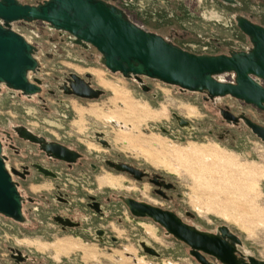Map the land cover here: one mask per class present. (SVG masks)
I'll list each match as a JSON object with an SVG mask.
<instances>
[{
  "label": "rangeland",
  "instance_id": "374dc122",
  "mask_svg": "<svg viewBox=\"0 0 264 264\" xmlns=\"http://www.w3.org/2000/svg\"><path fill=\"white\" fill-rule=\"evenodd\" d=\"M158 4L168 9L165 2L153 0L146 6L150 15L157 16ZM191 6L198 10L194 3ZM259 10L264 13V7ZM137 18L134 20L139 23ZM186 21L187 28L201 35H224L222 28L213 27L208 20L193 19L189 24ZM14 30L40 48L42 54L38 59L45 90L54 89L56 81L72 71L79 75L91 74L93 84L103 89L104 95L97 101H85L57 91L55 95L45 92L43 100L37 97L29 100L2 88L0 128L23 124L51 139L75 144L90 141L87 135L93 131H104L115 156L162 173L176 185L171 201L159 200L165 208L175 209L181 215L184 211L190 212L193 214L191 222L203 230L212 231L221 224L228 226L240 238L241 251L264 258V143L243 127L230 128L234 139H215L203 132L196 133L200 140L190 139V129L178 126L175 115L191 123L196 130L210 127L208 119H214L216 112L201 94L182 92L142 77L151 88L144 92L136 81L110 73L80 49L53 46L50 38H54V33L41 22L16 23ZM185 47L198 53L212 49L193 44ZM114 90L120 95L119 99H114ZM217 103L231 106L234 112L244 110L264 125V115L249 105L230 97L217 99ZM111 120L119 124L115 126ZM4 154L7 162V152ZM110 154L113 153L110 151ZM128 181L131 183L123 184L132 186L133 181ZM116 185H120V181L117 180ZM19 189L23 193L22 187ZM150 191L151 186L144 183L132 194L148 200L153 198ZM116 192L129 193L120 188ZM121 211L125 213L117 204L112 225L118 239L115 245L92 239L91 227L87 228L89 244L86 245L76 239H58L61 229L47 218L40 228H27L0 215V264H13L8 247L21 248L28 253L30 259L24 264L65 261L76 264H199L189 255V248L167 235L163 228L150 220L144 221L143 227L139 226L128 216L120 221ZM46 240L55 242L41 243ZM141 242L155 248L159 255L143 253Z\"/></svg>",
  "mask_w": 264,
  "mask_h": 264
},
{
  "label": "flooded vegetation",
  "instance_id": "af4514ba",
  "mask_svg": "<svg viewBox=\"0 0 264 264\" xmlns=\"http://www.w3.org/2000/svg\"><path fill=\"white\" fill-rule=\"evenodd\" d=\"M19 1L28 5H36L43 0ZM104 1L114 4L133 20L138 17L140 19L137 18L140 21L139 24L149 31L169 39L175 45L195 54L227 55L230 51L246 52L250 49L252 44L237 25V19L244 25L264 27V13L259 10H263L264 0H161L163 3L165 2L168 9L158 4L160 11L157 16L150 15L146 10L148 3L153 2V0ZM191 3H194L198 10L193 9ZM207 7L209 9L205 10ZM164 12L165 14H162ZM193 19L195 21H201V19L210 21L213 27L219 26V28H222L224 35L221 36V34L217 35L215 33L205 36L194 32L187 28L184 23L187 20L186 23L189 24ZM20 23L32 25L38 22L23 21ZM14 24L16 23H13V29ZM43 24L47 30L54 33V38H50L53 46L58 44L76 47L87 53L89 59L95 58L100 64L98 52L94 47L90 46L88 49H83L68 41V33L48 29L45 23ZM192 44L202 45L205 49L209 46L212 49L198 53L185 47V45L190 47ZM35 47L38 51V57H40L41 50L38 46ZM41 68L42 65L40 64L37 79L40 81L42 91L31 98L15 91L18 95L29 100L36 97L43 100L45 92L49 95H55L58 91L65 96H72L85 101H97L104 95V90L93 84L91 74L79 75L72 71L62 75L56 81L54 89L45 90L41 78ZM224 78L226 81L233 80L230 73L226 74ZM260 83L264 87V83ZM141 84L142 86L137 83L142 91L149 92L151 90L142 77ZM74 91L82 93L83 96H77L73 93ZM199 94L202 95L204 101L210 102L216 114L214 119H208L210 127L207 128L201 127V129L196 130L191 123H188L186 126L190 129L189 132L192 133L189 135L190 139L200 140L196 133L202 132L215 139L224 140L226 137L234 139L235 137L230 134V128L243 127L264 143L253 132L248 123L264 128L263 124L253 119L244 110L234 112L231 106L217 103V99L226 97L209 98L207 94ZM232 99L249 105L264 115V109H258L252 104L245 103L237 98ZM175 121L179 126V120L175 119ZM111 122L116 121L111 120ZM87 137L90 141H81L75 144L51 139L23 124H13L6 129L0 128V140L4 151L7 152V163L12 170L13 180L18 187H22L23 193L21 194L24 197L22 211L25 221L12 220L13 223L27 228H40L44 218H47L61 229L62 233L58 239H76L86 245L89 244L86 236V233H89L87 228L91 227L92 239L115 245L118 239L112 225L116 219L117 204L126 213L125 216V213L121 211L120 221L131 217L136 220V224L142 227L146 225L143 223L144 221L150 220L155 223L150 218L133 214L129 204L142 202L172 213L181 223L196 228L200 232L213 235L221 234L219 228L224 224L216 226L212 231L203 230L191 222L190 219L193 218V214L190 212L184 211V214L181 215L177 210L163 206L160 201H171V192L177 190L176 185L167 176L147 167H139L133 161L115 156L111 142L104 131H93ZM110 151L113 154H110ZM117 180L120 181V185H116ZM128 180L133 181L132 186L123 184V182L131 183ZM144 183L151 186L149 194L153 198L141 199L132 194V191L143 187ZM117 188L124 189L129 193H117ZM157 225L162 228L159 224ZM229 231L237 237L238 242H233L226 236L223 237L227 244H232L234 247L230 255L224 259H219L202 251H196L207 262L206 264H264V258H257L241 251L242 242L240 238L230 229ZM53 242L55 241L46 240L41 243L51 244ZM181 243L185 244L184 242ZM140 244L143 253L154 256L159 255L155 248L148 246L145 242ZM185 245L189 248V255L198 262L196 257L190 253L192 248L187 244ZM8 250L9 258L13 261V264H24L30 259L28 253L21 248L8 247ZM77 252L80 253V251ZM61 264L76 263L65 261Z\"/></svg>",
  "mask_w": 264,
  "mask_h": 264
},
{
  "label": "water",
  "instance_id": "95a60500",
  "mask_svg": "<svg viewBox=\"0 0 264 264\" xmlns=\"http://www.w3.org/2000/svg\"><path fill=\"white\" fill-rule=\"evenodd\" d=\"M23 21L45 23L48 29L68 33V41L72 44L83 49L94 47L106 70L119 73L141 86V77H147L182 92L204 93L209 98L229 96L264 109V87L260 83H264L262 26L244 25L237 19V25L252 44L246 52L195 54L149 31L104 0H43L36 5L0 0V92L7 88L27 98L40 93L42 88L37 79L40 69L37 48L12 26ZM228 73L232 74V81L225 80ZM73 93L83 96L78 91ZM175 117L180 125H188L181 117ZM248 125L264 142V128L252 123ZM23 201L0 140V215L24 222ZM129 206L134 215L152 219L167 235L189 245L190 253L201 264L207 262L196 251L224 259L234 247L223 237L238 242L226 225L219 228L220 235H213L186 226L172 213L148 203Z\"/></svg>",
  "mask_w": 264,
  "mask_h": 264
},
{
  "label": "bare ground",
  "instance_id": "6f19581e",
  "mask_svg": "<svg viewBox=\"0 0 264 264\" xmlns=\"http://www.w3.org/2000/svg\"><path fill=\"white\" fill-rule=\"evenodd\" d=\"M120 98V95L117 93L116 90H114V99H119ZM131 110H134V109H131ZM113 125L117 126V124L115 122H111Z\"/></svg>",
  "mask_w": 264,
  "mask_h": 264
}]
</instances>
